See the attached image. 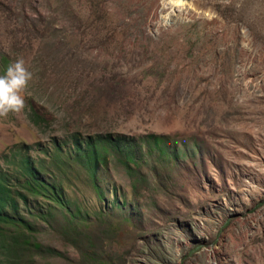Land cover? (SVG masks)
Returning a JSON list of instances; mask_svg holds the SVG:
<instances>
[{"label":"rangeland","instance_id":"obj_1","mask_svg":"<svg viewBox=\"0 0 264 264\" xmlns=\"http://www.w3.org/2000/svg\"><path fill=\"white\" fill-rule=\"evenodd\" d=\"M17 58L0 165L59 170L66 203L26 214L28 246L11 228L3 264H264V0H0V76ZM73 133L131 158L99 147L93 172Z\"/></svg>","mask_w":264,"mask_h":264},{"label":"trees","instance_id":"obj_2","mask_svg":"<svg viewBox=\"0 0 264 264\" xmlns=\"http://www.w3.org/2000/svg\"><path fill=\"white\" fill-rule=\"evenodd\" d=\"M29 117L35 124H40L43 121L36 112H32ZM69 137L74 148L72 157L86 167L93 166L92 169L89 167L93 172L94 167L97 165L99 147L121 151L126 159L131 158V149H123V146L131 143L132 138H127L124 135L115 136L104 133L81 139L77 133H73ZM54 143L59 145L56 140ZM22 159L19 172H12L0 165V242L4 236H9V238L18 237L14 235V231L17 229L22 230L23 246H28L27 242L31 240L30 234L34 230L35 224L26 214L34 215L35 213L31 210L38 206H63L66 203V195L64 189L59 186L60 184L56 183L59 170L57 172L51 170L47 175H43L40 168L44 167V164H37L34 160L25 156ZM38 196L41 197L42 202L36 200ZM39 209L40 211L43 210L42 208ZM13 227L14 231L11 230ZM8 246L6 248L9 251L13 252L15 250L9 245V242ZM32 246L38 249L39 253L52 250L49 247L42 248V244L35 241H32ZM0 264H3L1 257Z\"/></svg>","mask_w":264,"mask_h":264},{"label":"clouds","instance_id":"obj_3","mask_svg":"<svg viewBox=\"0 0 264 264\" xmlns=\"http://www.w3.org/2000/svg\"><path fill=\"white\" fill-rule=\"evenodd\" d=\"M33 73L25 66L22 58L9 64L6 73L0 76V116L9 112H20L25 108V100L19 94L26 89Z\"/></svg>","mask_w":264,"mask_h":264},{"label":"bare ground","instance_id":"obj_4","mask_svg":"<svg viewBox=\"0 0 264 264\" xmlns=\"http://www.w3.org/2000/svg\"><path fill=\"white\" fill-rule=\"evenodd\" d=\"M179 3L183 2L184 0H177Z\"/></svg>","mask_w":264,"mask_h":264}]
</instances>
